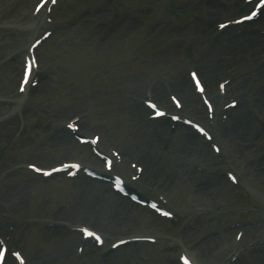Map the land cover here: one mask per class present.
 Segmentation results:
<instances>
[{"label": "rangeland", "instance_id": "rangeland-1", "mask_svg": "<svg viewBox=\"0 0 264 264\" xmlns=\"http://www.w3.org/2000/svg\"><path fill=\"white\" fill-rule=\"evenodd\" d=\"M35 1L0 0V25L12 27H2L0 39L22 37L18 50L28 41L29 29L22 24L31 18ZM62 3V9L53 13L51 38L38 49L39 84L8 116L4 111L12 110L20 98L16 93L20 60L12 53L4 59L1 50L6 47L0 45V235L22 252L28 264H176L168 257L177 249L193 254L196 250L203 264H214L220 255L206 262L200 249L206 245L217 249L224 242L239 246L242 258L235 264H264V101L260 99L264 97V12L256 21L221 31L217 22L232 19L248 7L241 5L242 0ZM225 45L223 62H207ZM190 67L203 77L215 100L218 71L230 77L229 91L219 98L214 118L203 109L201 120L206 124L208 119L209 127L224 140L218 157L209 150L210 144L206 149L200 146V137L190 127L148 119L149 110L137 114L142 105L138 100L148 89H161L166 83L177 91L174 84L178 78L189 79ZM190 92L202 104L200 96ZM230 96L239 106L224 114ZM167 98L170 101L169 94ZM184 110L189 116L200 115L193 104ZM242 112L246 123L235 131L236 138L231 130ZM73 114H80L84 131H101L102 145L125 156L129 174L135 173L130 161L140 163L146 170L141 184L150 189L145 191L155 195L152 186L159 184L158 190L179 215L163 219L137 204L122 213L116 202L112 205L114 201L107 210L93 209L110 190V183L65 175L42 179L26 168L30 162L48 165L64 157L97 159L89 145L65 138L68 131L63 127L57 144L47 142L49 134L43 130L50 121L61 126ZM98 162L103 166V160ZM227 168L243 183L230 184L224 174ZM25 178L30 183L21 185ZM82 192L97 195L88 211L69 214L80 204ZM114 195L112 199L119 197ZM120 199L127 203L128 198ZM64 212L68 214L61 216V226L50 224ZM78 222L107 232L109 242L102 247L84 242L79 230L63 224ZM112 233H148L159 239L109 251ZM81 241L85 248L77 253ZM6 264L15 262L8 259Z\"/></svg>", "mask_w": 264, "mask_h": 264}, {"label": "bare ground", "instance_id": "bare-ground-1", "mask_svg": "<svg viewBox=\"0 0 264 264\" xmlns=\"http://www.w3.org/2000/svg\"><path fill=\"white\" fill-rule=\"evenodd\" d=\"M221 48H222V51H220L221 49L219 50L220 51L219 52V55H217V56L216 55L210 56V57H214V58H209V59L207 58V62L210 61V62L215 63V64H219V62H223V61H220V59L223 57V55H225V53L228 52V47H226V45H225V46H222ZM184 78H186V77H184ZM176 81H177V79H176ZM174 86L178 89L179 93L182 94V95H184L185 91L188 92L187 91L188 80L185 81L183 78H178V82H176L174 84ZM260 99H261V101L262 100L264 101V97L263 96H261ZM195 101L196 100L192 101L191 103L194 104L195 107L198 109V111L202 114L203 113L202 107L199 106V103H197ZM236 110L238 111L239 109H236ZM245 117H246L245 116V112H242V113H240V114H238L236 116V120L234 122V127L232 128V132H233V134H234V136L236 138H239L236 135V133L239 130H241L240 129V124L243 123L245 125V123H246V118ZM238 124H239V126H238ZM235 131H236V133H235ZM96 166H99V163L98 162L96 163ZM118 169L121 172H124V173L126 172V170H128L127 164H126V162L124 160H122V163H120L118 165ZM260 176H261V173L258 172V177H260ZM95 195H97V194H95ZM95 195H94V193H89L88 192V193L85 194V193L82 192L80 194V196H79V198H80L79 199L80 200V204L79 205H76V208L73 207V209L70 211L71 215L72 214H76V213L79 215V212H82V211L83 212L84 211L86 212V211H88L89 210V206L91 205L90 202L93 203L92 200L94 198H96ZM112 198H113L112 194H109V192H108L107 194H105V196L104 195L102 196V198H101V200L99 202L97 201V204L95 205V207L93 209H96V207H99L101 211H104V210L109 209L110 204H112V202L114 201L113 204H112V205H114V203L117 202V200H118L117 198H115V199H112ZM128 207H129V204L126 203L125 205H123V209L122 210L124 212H127L128 209H129ZM230 248H231V244L229 243V249ZM227 249L228 248L212 249V248H209L206 245L205 247H203L202 249H200V251H201V254L203 253V255H204L203 257H204L205 261L206 262H208V261L211 262V259H213V257L218 256V255L222 256ZM208 264H210V263H208Z\"/></svg>", "mask_w": 264, "mask_h": 264}, {"label": "snow or ice", "instance_id": "snow-or-ice-1", "mask_svg": "<svg viewBox=\"0 0 264 264\" xmlns=\"http://www.w3.org/2000/svg\"><path fill=\"white\" fill-rule=\"evenodd\" d=\"M41 2H43V0H41ZM261 4H264V0H261ZM38 8H39V5L37 6ZM221 27H223V25H221ZM197 84H199V82L197 81ZM153 107H155L154 105H153ZM201 131H203V129H201ZM109 164H110V162H109ZM62 166H64V165H62ZM74 167H78L79 165H73ZM39 170V169H38ZM153 207H155V205H153ZM87 231V230H86ZM93 235H94V233H93ZM186 264H187V261H186Z\"/></svg>", "mask_w": 264, "mask_h": 264}]
</instances>
